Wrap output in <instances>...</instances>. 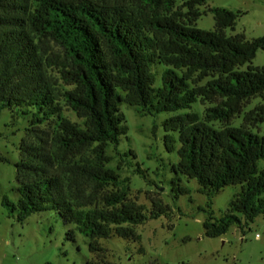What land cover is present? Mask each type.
<instances>
[{"label":"trees","instance_id":"trees-1","mask_svg":"<svg viewBox=\"0 0 264 264\" xmlns=\"http://www.w3.org/2000/svg\"><path fill=\"white\" fill-rule=\"evenodd\" d=\"M207 1L184 0V12L177 0H0V112L27 120L16 163L20 197L2 200L9 217L23 223L54 210L69 241L76 232L89 238L97 257L86 264H113L100 240H138L136 228L148 220L110 167V147L128 133L119 105L159 115L200 100L213 104L204 117L190 112L163 123L165 147L179 157L173 199L188 193L180 176L197 181L209 208L222 189L240 187L222 218L209 213V238L264 218V134L212 125L231 123L254 98L261 102L244 120L264 125V67L243 69L264 51V37L227 36L238 18L227 9L211 10L215 31L199 29ZM158 64L165 69L157 87ZM64 106L81 122L62 117ZM111 186L117 190L106 191ZM151 210L159 218L171 208L153 201Z\"/></svg>","mask_w":264,"mask_h":264},{"label":"rangeland","instance_id":"rangeland-1","mask_svg":"<svg viewBox=\"0 0 264 264\" xmlns=\"http://www.w3.org/2000/svg\"><path fill=\"white\" fill-rule=\"evenodd\" d=\"M184 0H177L175 9L183 7ZM212 9H227L238 15L234 29L225 31L227 36L243 34L252 41L264 37V0H208L199 7L203 14L196 27L215 31L216 22ZM264 67V51H259L255 59L243 67ZM165 67L158 64L154 68L156 86H161V75ZM261 102L254 98L246 105L241 114L231 123L213 122L216 129L227 126L245 125L252 131L264 134V125L246 122L244 116ZM213 104L198 100L192 108L161 113L159 115H140L138 108L125 103L119 105L125 115L128 133L121 138L118 147L109 149L114 157L110 167L120 175L122 183L132 201L145 206L148 220L136 228L139 239L135 241L113 237L100 240L107 249L108 260L113 264H264V218L258 216L254 222L242 226L234 224L230 230L218 238L205 234L203 223L212 212L216 220L222 218L239 186H228L212 199L211 208L207 207L208 198L199 193L196 180L180 176L179 184L188 193L173 199L172 180L175 178L172 165L178 163L177 152L169 153L165 147L166 132L163 123L170 117L190 112L204 117L207 108ZM61 116L71 122L80 123L76 114L64 106ZM46 124L42 128L49 129ZM154 127H157L154 131ZM27 120L17 117L12 111L0 112V264H86L97 255L89 249L90 240L76 232L74 241H69L66 227L60 216L51 209L35 213L23 223L9 217L2 206L6 196L17 203L19 181L16 163L21 159V145L26 137ZM176 139L177 134H173ZM30 141V140H29ZM180 146L176 142V148ZM90 154V153H87ZM118 167L120 169H118ZM140 170L144 177L137 173ZM109 187L106 191H116ZM101 197V195H99ZM162 201L171 208L159 218H153L152 202ZM75 229V226H70Z\"/></svg>","mask_w":264,"mask_h":264}]
</instances>
